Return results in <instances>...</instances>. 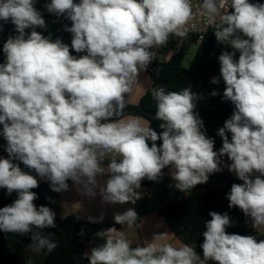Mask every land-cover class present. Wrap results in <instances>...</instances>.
<instances>
[{"label": "clouds", "instance_id": "obj_1", "mask_svg": "<svg viewBox=\"0 0 264 264\" xmlns=\"http://www.w3.org/2000/svg\"><path fill=\"white\" fill-rule=\"evenodd\" d=\"M35 2L0 0V21L10 20L17 33L4 43L0 63V125L8 154L0 158V189L17 195L0 208V231L30 234L28 248L35 254L58 247L54 233L43 232L56 227V213L34 204L38 195L32 190L39 181L14 161L47 181L53 192L68 190L71 180L89 197L98 188L104 203L135 204L142 180L157 181L166 167L175 188L187 193L221 172V157L227 156V170L242 181L231 185L228 207L239 208L264 235V3H199L217 42L233 49L218 56L222 99L234 110L217 132L222 147L215 151L214 139L202 130L203 120L195 112L199 96L190 87L151 90L159 133L145 126L143 117L124 116L126 97L158 49L172 35L187 38L192 0H50L47 11L71 22L65 25L71 46L35 30L46 27ZM70 47L86 54L72 55ZM98 175L108 176L105 184H98ZM209 216L202 258L189 244L159 243L166 233L132 247L115 227L96 232L103 243L85 257L88 264H264V239L227 233L232 226L227 213L210 211ZM137 218L133 208L114 213L115 223L127 227ZM88 220L101 222L103 214Z\"/></svg>", "mask_w": 264, "mask_h": 264}, {"label": "trees", "instance_id": "obj_2", "mask_svg": "<svg viewBox=\"0 0 264 264\" xmlns=\"http://www.w3.org/2000/svg\"><path fill=\"white\" fill-rule=\"evenodd\" d=\"M79 3V0H75ZM250 3H264V0H249ZM50 0H36L35 8L39 10L44 8ZM49 28H39L37 32L44 37L55 41L60 39L63 43L71 46L72 35L65 30V25L70 27V23L64 16L49 18ZM214 29L210 30L202 42L197 45V38L190 39L192 44L197 45L193 62L189 68L180 66V60L185 54L182 49L180 56H172L165 62L153 60L148 67L153 68L147 71L151 75V88L143 95L137 105H131L126 97V108L124 116H140L147 121L149 126L158 133L162 131L159 125L161 121L155 119L156 106L155 101L151 97V90L163 86L168 91H179L183 88L190 87L199 98L196 100L195 112L203 120L206 135L215 141L214 150L219 151L222 147V139L217 135L218 130L223 127L224 122L229 119L233 113L234 105L229 101L222 99L225 84L220 78V64L218 56L226 48L223 44L216 46L217 40L214 35ZM26 33L27 29H26ZM15 27L0 25V63L4 62L3 45L9 36H15ZM180 37L172 35L162 51H158V55L171 53L178 46ZM230 46V45H229ZM71 54L73 50L70 47ZM225 51H233L227 48ZM239 58V52L236 53L235 59ZM156 71H159L157 73ZM216 77L219 83L213 84L211 81ZM217 91L219 95L213 97L210 95L212 91ZM3 126L0 125V137L7 142L2 135ZM231 139V133H227ZM161 141H157V145ZM151 144V142H149ZM107 163V160L105 161ZM21 169L30 172L33 176L37 174L26 168L23 164ZM168 170L166 167L162 170V175ZM38 179V178H37ZM156 181L144 179L141 186L145 188L151 187ZM233 183H242L231 176L227 169L209 175L207 183L196 185L189 192H180L173 201L165 204L158 209V215L163 217L169 230L184 244H189L196 249V252L203 257L200 244L203 242L202 233L206 230L204 223L210 220V211H216L221 214L227 213L231 220L232 226L226 229L227 233H237L240 235H253L257 239H264V235L258 234L251 226L250 218L246 217L239 208H229V201L226 195L230 192ZM200 194L190 196L191 192ZM38 199L34 204L49 206L54 211L53 202L40 191V187L33 189ZM16 197L9 196L3 189H0V208L9 205ZM55 212V211H54ZM55 228L45 229L54 233L53 239L58 242V247L52 252L45 251L41 264H88L85 255V246L81 241V231L85 229L86 223L75 215H68L60 219L57 215L55 218ZM29 235H20L15 233H4L0 231V264H26L28 261L27 250L29 245ZM32 262V261H31ZM212 264L215 262L210 261ZM34 264V263H32Z\"/></svg>", "mask_w": 264, "mask_h": 264}, {"label": "crops", "instance_id": "obj_3", "mask_svg": "<svg viewBox=\"0 0 264 264\" xmlns=\"http://www.w3.org/2000/svg\"><path fill=\"white\" fill-rule=\"evenodd\" d=\"M183 41L187 40L183 38ZM162 50L163 46L158 49V51ZM170 54H160L157 56V60L161 57V62H165L170 59ZM151 85V78H149L145 71H142L138 82L133 87V91L128 96L129 104L137 105L143 95L151 88ZM142 123L145 126H149L145 120H142ZM224 157L227 158V156ZM230 163L231 161H229ZM231 176L237 179L233 173H231ZM96 179L99 185H103L108 176L98 175ZM68 184L69 189L60 193L51 191L47 181L43 183L39 182V187L41 192L53 202L54 211L57 216L62 212H67V215H75L86 223V227L81 235V241L85 246V255L90 253L93 247L103 243V240L97 238L95 233L110 227L122 230L126 238L131 241L132 247L144 246L148 241L153 239L154 235L161 233H166V236L161 241H158L159 243H169L176 247L184 244L169 230L165 220L157 212L162 206L173 201L176 195L181 192L175 188V182L171 179L169 168L151 187L145 188L141 186L137 189L141 194V198L135 204H107L102 202L98 188L96 189L97 194L95 197H89L77 191V185L71 180L68 181ZM129 208H133L138 214L136 224L132 227L116 224L114 213H122ZM101 214H103L101 222H90L88 220L89 216L98 218ZM208 264L212 263L208 261Z\"/></svg>", "mask_w": 264, "mask_h": 264}, {"label": "rangeland", "instance_id": "obj_4", "mask_svg": "<svg viewBox=\"0 0 264 264\" xmlns=\"http://www.w3.org/2000/svg\"><path fill=\"white\" fill-rule=\"evenodd\" d=\"M44 20H45V22H46V29L47 28H49L48 27V23H49V18H43ZM39 28L40 27H37L35 30L37 31V30H39ZM31 30L32 29H27V32L28 33H30L31 32ZM192 37H187V38H184L185 40H187V41H183V38H181L180 39V41H179V43H178V46H177V48L175 49V50H173L172 52H171V54H170V58L172 57V56H180V53H181V50L182 49H184L185 50V54H184V56H183V58L180 60V66L181 67H183V68H189L190 66H191V64H192V62H193V59H194V56H195V53H196V45L195 44H192L191 43V39ZM223 48H230V46L229 45H225V44H223ZM225 49V50H226ZM224 50V51H225ZM223 52V51H222ZM150 70H154L153 68H151V67H148ZM146 72V74L149 76V78H151V75H150V73L146 70L145 71ZM6 145H7V142H4L2 139H1V137H0V158H7V156H8V154H7V152L5 151V147H6ZM15 163H18L19 165H20V167L22 166V163L21 162H19V161H14ZM38 178V181L39 182H41V183H43V182H45L44 180H40V178L39 177H37ZM6 193H7V191H6V189H3ZM41 191V190H40ZM203 191L202 190H200V191H198V192H191L190 193V196L192 197V196H195L196 194H200V193H202ZM11 196H13V197H16L17 198V195H16V193L15 192H13L12 194H11ZM65 208V207H64ZM66 209V208H65ZM58 216H59V218L60 219H63V218H65L66 216H68L67 215V212H62V213H60V214H58ZM43 232L44 233H48L49 231H46L45 229L43 230ZM29 244L32 242L31 241V239L29 238ZM44 254H45V251H41L39 254H35V253H33V252H31L30 251V249L28 248V250H27V257H28V259L29 260H31L32 261V263H34V264H41L42 263V259H43V257H44Z\"/></svg>", "mask_w": 264, "mask_h": 264}, {"label": "built area", "instance_id": "obj_5", "mask_svg": "<svg viewBox=\"0 0 264 264\" xmlns=\"http://www.w3.org/2000/svg\"><path fill=\"white\" fill-rule=\"evenodd\" d=\"M199 3L200 0H192V6H193V18L189 21L188 27L190 28L189 34L187 37H196L197 38V45L200 44L205 37V35L212 29H214L212 26H210L206 20V18L201 14L199 11ZM40 15L43 18H56L58 17L55 14L49 13L46 9V7L41 8L37 10ZM68 22L71 25V22L68 20ZM0 25H5V26H13L15 27L11 21L9 20L8 22L0 21ZM221 44L216 43V46L219 47ZM86 53H76L73 50L72 55H75L77 57L81 55H85ZM222 163H221V168L222 169H227L226 165L229 164V161L226 157H222Z\"/></svg>", "mask_w": 264, "mask_h": 264}, {"label": "water", "instance_id": "obj_6", "mask_svg": "<svg viewBox=\"0 0 264 264\" xmlns=\"http://www.w3.org/2000/svg\"><path fill=\"white\" fill-rule=\"evenodd\" d=\"M159 61L161 62L162 60H161V57L159 58ZM157 73H159V71H156Z\"/></svg>", "mask_w": 264, "mask_h": 264}]
</instances>
